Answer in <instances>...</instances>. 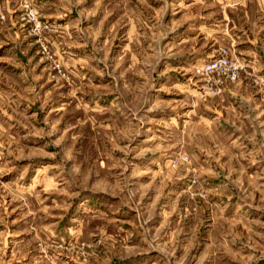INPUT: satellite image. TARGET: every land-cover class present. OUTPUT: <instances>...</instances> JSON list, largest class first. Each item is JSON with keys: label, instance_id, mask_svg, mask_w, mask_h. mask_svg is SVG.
Returning <instances> with one entry per match:
<instances>
[{"label": "rangeland", "instance_id": "rangeland-1", "mask_svg": "<svg viewBox=\"0 0 264 264\" xmlns=\"http://www.w3.org/2000/svg\"><path fill=\"white\" fill-rule=\"evenodd\" d=\"M0 264H264V0H0Z\"/></svg>", "mask_w": 264, "mask_h": 264}]
</instances>
